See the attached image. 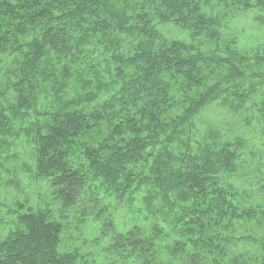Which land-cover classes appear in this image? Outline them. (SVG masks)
I'll use <instances>...</instances> for the list:
<instances>
[{"label": "trees", "instance_id": "16d2710c", "mask_svg": "<svg viewBox=\"0 0 264 264\" xmlns=\"http://www.w3.org/2000/svg\"><path fill=\"white\" fill-rule=\"evenodd\" d=\"M247 11L264 25V0H0V157L23 132L59 208L19 204L0 264H77L69 224L101 225L137 264H264V173L243 174L254 152L242 135L194 137L215 102L264 134V48L223 30ZM140 195L145 217L119 232L112 198ZM243 242L252 250L236 253Z\"/></svg>", "mask_w": 264, "mask_h": 264}, {"label": "rangeland", "instance_id": "374dc122", "mask_svg": "<svg viewBox=\"0 0 264 264\" xmlns=\"http://www.w3.org/2000/svg\"><path fill=\"white\" fill-rule=\"evenodd\" d=\"M257 14V11L236 12L235 16L228 18L224 24L225 36L236 38L241 49L264 48V25L255 20ZM156 27L167 40L188 42L191 39L188 31L180 29L172 23H157ZM127 43L129 44V41ZM94 58H97V55ZM0 59L2 62L8 60L6 57ZM76 92L84 93L85 91L74 87L69 90L68 97H74ZM42 105L50 106L53 103L50 102V99L47 101L42 99L40 106ZM248 115L246 113L232 114L220 102L210 104L196 119L194 137L206 141L211 135H216L218 140L242 135L248 149L253 151L255 156L245 159L247 163L243 174L255 175L264 173V158L260 159V154L264 155V134L256 120L253 119L249 123L248 119L251 116ZM19 128L22 129V125H19ZM21 136L11 140V153H8L6 148L4 150L6 153L4 152L0 157V240L15 230L17 225L15 213L18 211L19 204L36 210L49 208L52 210V217L58 218L59 216V208L53 201L48 181L38 180L33 174L32 147L23 132ZM243 181L244 176L239 178V185H243ZM256 196L258 199L261 198L260 195ZM138 197L139 201L132 206H129L126 201L119 202L112 198V211L116 214L119 232L129 231L138 223L137 217H145L143 195ZM141 213L142 215H139ZM138 225L145 226L144 223ZM99 226L75 227L73 224L68 225L67 237L64 239L63 246L70 250L77 249L80 252L81 259L77 264H137L113 251L110 248L111 233L107 234L101 225ZM70 227L73 229L71 232ZM254 233L264 235V232L262 233L258 229ZM236 249V253H245L250 252L252 247L243 242ZM165 264L171 263L169 261Z\"/></svg>", "mask_w": 264, "mask_h": 264}]
</instances>
